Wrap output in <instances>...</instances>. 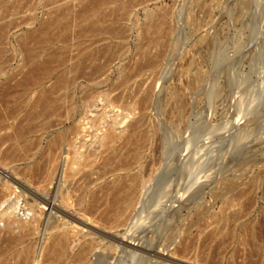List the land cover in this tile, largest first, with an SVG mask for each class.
I'll return each mask as SVG.
<instances>
[{
  "label": "rangeland",
  "instance_id": "1",
  "mask_svg": "<svg viewBox=\"0 0 264 264\" xmlns=\"http://www.w3.org/2000/svg\"><path fill=\"white\" fill-rule=\"evenodd\" d=\"M0 29V205L16 198L11 207L38 220L10 233L0 219V264H70L67 247L47 257L52 235L73 223L64 212L117 237L134 223L147 240L174 229L190 264H264V0H0ZM147 132L143 163L161 166L178 210L160 213L162 227L155 191L118 228L101 188L133 173L113 176L109 161ZM202 201L207 228L184 231ZM109 243L96 251L125 255Z\"/></svg>",
  "mask_w": 264,
  "mask_h": 264
},
{
  "label": "bare ground",
  "instance_id": "2",
  "mask_svg": "<svg viewBox=\"0 0 264 264\" xmlns=\"http://www.w3.org/2000/svg\"><path fill=\"white\" fill-rule=\"evenodd\" d=\"M202 6H203V4H202ZM190 19H191V16H190ZM191 23H192V20H191ZM195 23H197V22H195ZM150 27L156 28V26H154V25L150 26ZM92 30L93 29H91V31ZM147 31H148V29H147ZM102 33L113 35L112 34L113 31L109 32L108 30H107V32H102ZM184 73H185V71H184ZM194 77H196V76H194ZM190 80H191V78H190ZM184 112H185V110H184ZM110 138H111V135L108 134V135H106V137H104V141L103 140L102 141L106 142ZM148 139H149L148 132L141 134L139 136V138L137 139V141H135L130 146V148L126 151V153L124 155L116 157V158L111 159L109 161V162H111V163H109V166L111 165V169H110L111 175L117 176L120 174H127L128 172L133 173V174H127L125 177L116 178L115 181H113V183L107 185L106 187L101 188L102 191L107 192L106 197L103 200L104 201L103 206L107 210L106 216L115 220L118 228H124V227L128 226L127 225L128 222H130V221L132 222L133 217H135L133 215V212L137 211L140 206H141L140 208L145 210V208H143V207L146 204L148 205L147 200L149 199L150 195L152 196V192L155 193V191H156L155 195L158 192L159 195L157 197L159 199V196H160L159 200H162L159 202L157 199V201H155L156 204L152 203L153 204L152 206L150 204L151 201L148 200L151 211H152L153 215L155 216L157 222H161L158 220H160V217H162L161 215L164 214V213L160 214V213H162V211L163 212L167 211V214H168V211H171L170 209H172L173 207L177 208V207H175L176 205L174 206V204L172 202V200H174L173 195H172V188L166 186L167 185L166 183H168L170 181H168L166 183H165V181H162V183L164 182L166 184V185H164L166 187H163L162 186L163 184L162 185L160 184L161 183L160 176H162V175L159 176V174L161 173L160 172L161 166L160 167L158 166L160 168V169H158L160 172L158 174L157 173L158 172L157 166H156L157 167L156 168L152 164L143 163V160H145V154H144L145 147L144 146H145L146 142L148 141ZM110 140H112V139H110ZM63 155H64V152H63ZM62 158H64V157H62ZM61 160H64V159H61ZM78 162H81V159ZM73 164L77 165V163H74V162L71 165H73ZM71 165H62L61 168L58 170L57 175L59 177H57V178H60V179L59 180L57 179V180L59 182H60L61 178L64 177V174H66L67 169H69ZM82 165H83V163H82ZM52 167H54V166H52ZM185 169H186V164L184 163L181 166V171H184ZM6 177H8L9 179L16 182V179L12 178L10 176V174L7 175ZM47 177H48V175H47ZM184 178L178 177V179H177V177H176L177 182H175V183L173 182L174 187L179 186L178 188H181V186H182L183 189H185V186H183V185L187 184L186 183L187 179L183 181L182 179H184ZM18 179H19V177H18ZM50 179H52V178H50ZM202 179H205V178H202ZM202 179H201V182L203 181ZM236 179L235 178L230 179L229 181H227L224 184H221L220 186H215L214 190L212 191V197H215L216 199H218L222 196V193L224 190H229V191L234 190L236 188V186L239 184V182ZM57 180H55V181H57ZM51 182H52V180H51ZM188 182H190L189 184L192 183L189 180H188ZM173 183H171V184H173ZM62 184H64V183H62ZM160 185L163 188H161V189L158 188ZM197 185L195 184V186H197ZM61 186L62 185L60 184L59 187H61ZM186 188H187V186H186ZM13 189H15V188H13ZM13 189H12V191H13ZM157 189H159L161 191H157ZM95 193H97V192H95ZM95 193H94V195H95ZM56 194H58V193L56 192L55 195ZM53 196H54V194H53ZM178 198L179 197H177V199ZM189 198H187V199H189ZM11 200L13 203L18 202L19 203L18 205L19 206L21 205V201H18V199L12 198V197L7 199L5 202H3L0 205V219H5V221H7L6 222L7 223L6 229H8V232L16 233L18 231H23V232L35 231L37 228L38 220H37L36 215L33 213L34 210L33 211L27 210L26 212H24L23 214L21 213V215H20V212H19L20 209L12 208L13 206L11 205ZM40 200H42L44 202V197L41 198ZM179 200H181V199H179ZM54 202H55V200L53 198V205L51 206L53 208L56 206ZM186 203H183V204L186 205ZM149 205H148V207H149ZM61 206H63V205H61ZM21 208H23V207H21ZM42 208L44 210H47V208L45 206ZM209 209H210L209 203L207 204L206 202L202 201L200 206H198L196 208L195 213L191 212L190 219L186 223L185 229H183V230L187 232L190 230V227L197 224L199 231L204 232L205 229L207 228L205 216L208 213ZM147 210H149V209H147ZM172 210H174V209H172ZM177 210H178V208H177ZM21 211H23V210H21ZM151 211H150V213H151ZM57 212H62V210L57 211ZM240 212L241 213L239 215L241 218H239V219H242L243 217H245V215L243 214L242 211H240ZM141 213H143V212H141ZM146 213H148L150 216L149 212H146ZM146 213L143 215H146ZM62 214H64L65 217L69 218L73 223L68 227L69 229L67 232L59 233L56 236L52 235L51 239L49 240V252L47 253L48 258H53V257L60 255V253L62 251H64L67 247L68 249L70 248V252L72 254L69 257L71 260L70 264H190V263L185 262V259H187L186 255H187V251H188V245L185 242H181V240H179L178 237H176L175 235L173 236V233L175 232L174 229H172V231H170V230H168L169 228L167 230H164L165 228H161L163 231L161 230L162 232L161 231L159 232L161 235L160 234L158 235V236H160V239H158L159 238L158 237L157 239L152 238L151 240H147L145 238H137L136 234L134 233L136 231L133 229L135 226V223L132 225V223L130 222V224L133 226V227L131 226L132 231H130V230L126 231L122 235V237H117V236L111 235L112 233L108 232L109 229H100V227H99V229H94L93 227L90 226L89 223H87V221L83 220V218L81 216H79V218H78V216L76 214H73V215H75L77 217L71 216L65 212ZM167 214H166V216H163V218H161V220L164 219V217H167ZM176 214H175V216H177ZM172 216L174 217L173 213H172ZM62 217H64V216H62ZM85 217H87V216H85ZM141 217L145 218L144 216H141ZM173 217H172L173 220L171 219L172 221H174V219L176 218V217H174V218ZM152 218H154V217H152ZM171 220L169 219V221H171ZM165 221H162V222H165ZM162 222H161V224L160 223L159 224L162 225V224L166 223V222L165 223H162ZM101 223H102V225H104L103 222H101ZM168 224H169V222L167 223V225ZM105 225L107 226V224H105ZM65 226H67V225H65ZM162 227H164V226L162 225ZM165 227H166V225H165ZM158 229H160V227ZM119 230H124V229H119ZM186 232H184V233H186ZM153 233L151 235H153ZM154 234L156 235L157 231H155ZM151 237H153V236H151ZM88 238H89V241H85ZM46 240H48V239H46ZM46 240H44V241H46ZM107 241L111 243V245L109 246L111 251L119 250V251L125 253V255L119 253L123 256H120V258L118 260L115 259L114 261L111 260L110 254L100 255V252L96 251V248H97L96 246L105 244V243H107ZM11 242L13 243V241H11ZM178 243H179V245L181 244V251L177 250V244ZM114 244H118V246H115ZM110 250H109V252H110ZM177 254L181 255V257L178 258L179 256H177ZM39 261H37V257H36V255H34V260H33L32 264H38Z\"/></svg>",
  "mask_w": 264,
  "mask_h": 264
}]
</instances>
